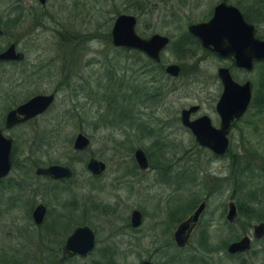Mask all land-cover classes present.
I'll return each mask as SVG.
<instances>
[{"label":"rangeland","instance_id":"1","mask_svg":"<svg viewBox=\"0 0 264 264\" xmlns=\"http://www.w3.org/2000/svg\"><path fill=\"white\" fill-rule=\"evenodd\" d=\"M216 2L47 0L41 11L32 0H0V25L4 31L0 48L18 35L11 20L16 13L22 14L21 29L27 28L21 33L24 35L22 46L32 66L48 59L52 79L57 77L55 68L62 69L70 63L65 66L70 70V90L58 86L60 76L56 82L58 96L47 115L40 121L9 131L16 163L10 178L29 181L36 187L44 186L46 181L34 176V166L64 164L73 171L72 181L61 187L71 194L60 193L54 198L38 193L21 198L13 210L8 209L2 197L0 264H29L31 256L38 254V246L61 244L69 232L62 236L50 235L48 239L44 234L50 213L53 216L60 213L58 204L71 201L73 194L81 205L77 211L69 213L71 217L76 216L75 223L96 231L97 257L93 259L97 261L112 255V264H137L144 258H149L153 264H264V237L251 241L249 252L240 257L224 252L228 243L251 235L252 226L264 224V106L259 108L256 101L251 103L247 113L227 135L229 151L223 158H214L201 149L178 121L180 109L199 105L200 113L207 115L213 126L218 123L213 110L220 92L215 70L228 67L229 63L196 45L184 43L187 22L208 17ZM120 14L135 18V32L140 37L151 34L170 37L161 60L180 67L177 78L167 81L163 74H140L137 72L139 56L125 55L123 50L112 48L110 27L112 19ZM261 16H255L260 37L264 36V8ZM38 25L42 28H36ZM3 69L6 73L1 75L3 71L0 72V93H7L12 70ZM232 77L238 83L250 81L252 97L257 95L256 68L248 73L234 71ZM76 78L89 81L74 84ZM138 89L144 91L146 97L157 94L136 107L140 128L135 130L125 117L128 109L125 104L128 95ZM6 106L0 98V113ZM77 133L90 141L87 150L80 154L71 150ZM135 148L146 154L149 163L148 170L142 174L133 170L138 173L133 178L136 182L123 176L127 164L133 163L131 152ZM88 157L106 165L104 175L95 183L97 190H91L94 181L84 170ZM156 165L162 166L157 176ZM101 186L104 188L100 189ZM175 197L180 204L174 207L172 217L168 210ZM155 201L160 210H151ZM200 201L205 202V209L187 246L181 250L161 247L169 242L175 225ZM38 202L48 204L47 215L44 223L35 228L23 207ZM228 202L237 207L236 222L231 224L224 220ZM141 204L147 206L144 211L147 216L140 229L131 232L127 229L128 215ZM207 244L214 252L206 250Z\"/></svg>","mask_w":264,"mask_h":264},{"label":"water","instance_id":"2","mask_svg":"<svg viewBox=\"0 0 264 264\" xmlns=\"http://www.w3.org/2000/svg\"><path fill=\"white\" fill-rule=\"evenodd\" d=\"M40 4L44 0H37ZM217 4L212 11L209 20L203 23L190 24L187 31L196 38L200 46L218 57L229 59L238 69L250 72L254 62H264V40L253 36V28L246 24L239 12L223 1ZM135 18L130 15H119L115 18L110 29V44L115 48H126L142 52L154 61L158 60L159 52L169 43L165 36L153 34L143 39L135 31ZM1 34V31H0ZM12 46L0 53V61L16 59ZM165 72L176 76L178 68L174 65L166 67ZM216 75L222 86L221 95L216 102L215 112L219 119L217 128L211 126L209 119L205 116L189 120L188 115L195 111L196 107H189L180 112V123L187 128L195 143L202 149L209 151L215 156H223L228 150V132L232 125L245 112L250 102L251 84L244 81L242 84L234 82L227 68H218ZM52 95L36 96L16 109L9 111L5 117V128L24 122L45 110L52 102ZM88 139L82 133H77L73 138L71 147L82 151L88 147ZM10 140L0 135V178L4 177L10 168L9 162ZM134 160L140 169L147 166L145 155L141 150L134 152ZM85 169L93 176H98L104 169L102 162L89 159ZM37 175L48 176L54 180L69 178L70 170L65 166L50 165L46 168H37ZM204 203H200L194 212L181 222L173 233L176 246L183 247L189 238V234L195 227L197 219L203 211ZM42 205L36 206L32 213L34 224H39L43 216ZM139 215L137 212L131 214V225H138ZM236 218V210L233 202L226 205L225 221L233 223ZM252 238L259 239L264 235V224L258 223L252 227ZM251 238L242 236L228 243L225 253L233 256L249 250ZM94 237L87 227H80L65 239L62 257L52 264H61L63 260L71 255L84 257L93 249ZM141 264H149L143 262Z\"/></svg>","mask_w":264,"mask_h":264},{"label":"flooded vegetation","instance_id":"3","mask_svg":"<svg viewBox=\"0 0 264 264\" xmlns=\"http://www.w3.org/2000/svg\"><path fill=\"white\" fill-rule=\"evenodd\" d=\"M32 1H33V3L35 5L38 6V8L42 9L41 11H43L45 9L47 0H44L43 4H40L37 0H32ZM220 2H221L220 0H217L216 4L211 8V13L208 15V17H205V19H203L201 21L199 20V21H196V22H187V24H186V33H185V36H184V40H185L184 43L186 45H188V43L192 44V45H196L199 49H202L204 52H206L208 54H211L214 57H216V56L213 55L212 53H210L209 51L203 49L200 46L198 40L196 38H194L191 34L188 33L187 27L190 24L203 23V22H206L207 20H209L211 15H212L213 8L217 4H219ZM223 2L225 4H227V5L233 6L239 12V14L241 15L243 21L253 28V36H254V38H257L259 40H264V36L260 37L259 34H258V27H257L256 20H255V16L262 17L261 16V10L264 8V0H241L240 2L238 0H237V2H233L232 0H224ZM20 15L23 16L22 14H20ZM20 15L16 13L15 16L11 20V23L13 24V30L16 31V34H18V35L14 36V38L12 40L6 42L4 44V46L0 48V53H1V52L5 51L7 48H9L10 46H12L13 51H14V55L18 56L14 60L0 61V72L3 71V74H1V75H4L6 73V71L4 69L1 70L2 67H10V71L12 70L11 73H10V82L11 83H9L7 85L9 90L7 91V93L5 91H4L5 93L4 92L0 93V98L2 100H4V102L7 104L5 110L2 113H0V124H2V126H0V135H2L4 138L10 140V151H9L10 168L7 171L6 175L4 177L0 178V200L2 199L3 196L5 197L4 198V202L6 204H8V209L9 210L15 209L17 204L20 202L21 198H24V197H29L30 198V196L38 195V193L46 194V195L50 194V196L54 197V198L59 197L60 193L71 194V192L69 190H66L65 192L62 191L61 187H62V184H67V183L71 182L72 178H73V171L71 170L70 166L69 165H64V164H48L46 166H34L33 174H34V176L43 178L46 181V182H44V183H46L44 186L41 185V186L34 187V185L30 184L29 181H21V180H15L13 178H10L11 177V173L13 172V169L16 167V163H15V161L13 159V151L15 149L14 141H13V139L11 137L12 134H10L9 131H11L13 128H15L17 126H22V125H26V124H29V123H33L35 121H40L41 119H43L47 115V113L51 109L55 99L58 96V87L56 85V82H57V79L60 76H61V79H58V81H59L58 86L59 87H63V88H67V90H70V88H69L70 87V85H69L70 78L68 79L70 70H69L68 67H65L66 65L70 64L69 62L66 63L65 66L62 69H60V67H58V69L55 68L54 71H56V76L57 77L51 79L50 78V68L47 67V65L49 63L48 59L45 58V59H43V61L41 63H36L33 66L28 61L26 51H25V49L22 46V42H23V38H24L23 36L24 35L21 34L22 32L24 33V31L27 28L25 30L21 29L23 26L21 25L22 18H21ZM120 15H125V14H120ZM117 16H119V15H117ZM115 18L112 19V24H113ZM112 24H111V26H112ZM135 26H136V20H135ZM135 26H134V31H135ZM36 28H42V27L38 25V26H36ZM110 29H111V27H110ZM0 31H1V34H0V38H1L4 35V33H3L4 31L2 30L1 25H0ZM151 35H153V34H151ZM151 35L145 36V37H141V38L146 39V38L150 37ZM157 35H159V34H157ZM161 36L167 37L168 40H169V43L159 52L157 61H154L153 59L148 58L142 52L129 50V49H126V48H115L111 44L110 45L114 49L123 50L125 55H129L130 53H133V54L139 56L140 64H139V66H137V72H139L140 74H144L145 75L147 72H149V73L153 72V73L161 74V75L163 74V78L165 80H167V81H170V80H173V79L177 78V75L180 72V67L178 65H176V64H173V63H167V64L162 63V60H161L162 53L167 48V46H169L170 37L168 35H161ZM109 38H110V35H109ZM73 45H77V43H74ZM186 50L188 51L189 49H186ZM43 54L44 53H42V55ZM216 58L219 59L218 57H216ZM219 60L228 61V63H229L228 67H223V68H227L228 69L230 77H231V79L234 82H236L233 79V77H232V74L234 73V71H240V72L248 73V72H246V71H244L242 69L236 68L231 63V61L229 59H219ZM170 65H174V66H176L178 68V73H177L176 76H171V75H169V74H167L165 72L166 67H168ZM254 67H255V63H253L252 70L255 69ZM218 68H221V67H218ZM218 68H216V70ZM216 70H215V74H216ZM76 76H77V74H76ZM216 78H217V80L219 82V86H220V92H219V95H218L217 100H216V102H217L219 97H220V95H221V92H222V86L220 84V81H219L217 75H216ZM53 81L55 82V84H53ZM87 81H89V80L87 79V80L84 81L83 79L80 80L79 78H76V81H73V83L82 85V84H85ZM236 83H238V82H236ZM242 83H238V84H242ZM250 84H251V82H250ZM251 90H252V84H251V89H250V102H249V105H248L247 109L245 110V112L232 125V127L230 128V130L228 132V135L230 134V132L234 128V126L243 118V116L249 110V108L251 106V102H252V92H251ZM19 91L21 93H18ZM169 91H170V89H169ZM155 94H157V93H154L151 97L149 95L146 97L144 91H140V89H138L134 93L128 95V101H126V104H125L126 107H128V109H126L127 110V112H126L127 114L125 115V117L130 122V125L131 124L133 125L135 130H138L140 128V125L138 124L139 123L138 120H139L140 114L136 110V107L140 106L141 104H143L144 101H146L147 99L155 97L156 96ZM48 95H52L53 98H52L51 104L45 110H43L41 113L35 115L34 117H32V118H30V119H28V120H26L24 122H21L19 124H16V125L8 127V128H5V117H6V114L9 111L16 109L18 106L22 105L23 103L27 102L28 100L32 99L33 97H36V96H48ZM216 102L214 103V107H213L214 113H215V115L217 117V121H218L216 127L212 125L211 119L207 115H205L203 113H200V106L199 105H190L187 108L180 109V111L178 113V121H179L180 126L188 131V129L183 127L181 125V123H180V112L182 110L188 109L189 107H196L195 111L191 112L188 115V119L191 121V120L197 119L199 117L205 116V117H207L209 119V122H210L211 126H213L214 128H217L218 124H219V119H218V116H217V114L215 112ZM72 141H73V139H72ZM88 141H89V139H88ZM89 144H90V141L88 143V147H89ZM87 148H85L82 151H77V150L72 149V147H71V150H72V152L74 154H80L82 152H85L87 150ZM136 150H141V149L140 148L133 149V151L131 152L132 153V162L133 163L131 165L127 164V166L124 168V175L123 176H125V178H127V179L130 178L129 180H131V181L134 180L133 178H136V175H138V173L142 174L145 171H147L148 168H149V163H148L147 156L142 150L141 151L145 155L147 166L144 169H140L138 167V165L136 164V162L134 160V152ZM207 152H209V151H207ZM210 155H212V157H214V158H223L225 156V154L223 156H215V155H213L211 153H210ZM89 159H95L97 161H100V160H98V159H96L94 157H88L86 159V161H85V164H84V170L86 171V173L94 181V184H92L90 186V188H91V190H95V189L97 190L98 188L95 187L96 186L95 183L97 181H99V179L104 175V173L106 171V165H105V163L100 161V162L103 163L104 169L102 170L100 175L93 176L91 173H89L85 169L86 163L88 162ZM50 165H59V166L67 167L70 170V172H71V176L69 178L54 180V179H52V178H50L48 176L37 175L35 173V170L37 168H46V167H48ZM161 168H162L161 165H156L155 166L156 176L161 172ZM134 169H136L138 173H133ZM167 169H168V167H167ZM172 181H173V179L171 181H169L170 186L173 184ZM128 182H127V184L131 183V182L130 183H128ZM47 184H49V186H47ZM99 188L103 189L104 186H101ZM73 196L74 197L71 199V201L68 200V201H65L63 203L58 204L59 209L61 211L60 213H58V214L55 213L54 216H53L52 213H50L51 215H50L49 221L47 222L46 233L44 234L45 235L44 237L48 239V237L50 235L62 236V235H65V234H67L69 232L67 234V236L65 237V239H66L73 232L74 229L80 228V227H87L92 232L93 237H94L93 249L90 252H88L84 257H80V256H77V255H71V256L67 257L65 260H63L61 264H112V255H111V257H110V255H105L102 258V260H100V261H97V259L96 260L93 259V257H97L96 251H95V248H96V243H95L96 231L94 229H91L87 225H81L80 223H75V220H73V219H75L76 216H72L71 217V213H69V212L74 210L73 211V213H74L75 211H77L78 208H80V205H81L80 199L75 198L76 196L74 194H73ZM185 201L186 200H184V203H185V206H186L187 202H185ZM91 202H92V200L90 199V203H89L90 206H91ZM202 202L204 203V208H203V211H204L205 202L204 201H200L196 205V207L188 214V216L185 219L181 220L180 222H178L175 225L173 231L170 233L169 242L167 244H165V245H161V247L162 246L163 247H165V246L169 247L170 246V247H172V248H174L176 250L177 249L181 250V249H184L187 246V243L189 241L191 233L193 232L194 228L196 227V225H197V223H198L203 211L199 215V217L197 219V222H196V225L192 229V231L190 232L189 238L187 240V243L183 247L176 246V244L174 243V240H173V233L176 230L177 226L181 222L185 221L194 212V210L197 208V206L200 203H202ZM176 204H177V198L175 197L173 202L171 203V206H170L169 210H168L169 215H171L172 217L174 216V213H175L173 211V209L176 206ZM178 204H180V203H178ZM38 205H42V207L44 209L43 210V216H42L41 222L39 224H34L33 219H32V213H33L34 209L36 208V206H38ZM146 205H147V203H146ZM47 206H48V204H46L44 202H38V203H35L33 206L32 205H30V206L25 205L23 207L26 215L27 216L29 215L31 223H32V225L35 228L40 227L44 223L45 217L47 215ZM185 206H184L183 209H181V212H180L181 214L184 211ZM146 207L147 206L141 204L140 207L139 206L137 207L138 209H132L130 211V213L128 215V221H127V229L129 231L135 232V231H138L140 229V227L142 225L143 218L145 219V216H147V214L144 213V211L146 212V210H145ZM157 208L160 210L159 204L157 203V201H155V203L152 206L151 210H155ZM235 210H236V215H237V207H236V205H235ZM78 211H79V213H76V214H78L77 217L80 216V209ZM133 212H137L138 215H139L138 225L135 226V227H133L131 225V221H130L131 214ZM181 214H180V216H181ZM0 217H1V215H0ZM224 218H225V216H224ZM176 221H177V219H176ZM56 230H60V231L56 232ZM251 232H252V229H251ZM243 236H248L249 238H251V241H259V240H261L264 237V235H263L259 239H253L252 238V234L251 235H243ZM65 239H64V241L61 244H52V245L43 244V245L38 246L39 249H37V251H36V253H38V254H36L35 256H31V260L29 261V264H52L53 262L58 261L62 257V251H63V248H64ZM250 247H251V244H250ZM249 250H250V248H249ZM249 250H247L244 253H239V254L233 255V257H240V256L248 253ZM224 252H225V249H224ZM108 257H110V258H108ZM143 262H148L149 264H153V262L149 258L141 259L140 261H138L137 264H141Z\"/></svg>","mask_w":264,"mask_h":264},{"label":"trees","instance_id":"4","mask_svg":"<svg viewBox=\"0 0 264 264\" xmlns=\"http://www.w3.org/2000/svg\"><path fill=\"white\" fill-rule=\"evenodd\" d=\"M254 63H255V67L254 68L257 69V80H258V82H257L258 90L257 91H258V93H257L256 96L252 97V102L251 103L256 101V105L257 106L259 105V108H260L261 106H264V62H254ZM228 151L229 150H227L225 155L228 153ZM238 212H239V207H238ZM253 216H256V214L253 215ZM233 222H236V218H235V220ZM224 245H225V243L223 244V247H224ZM205 246H208V247H206L207 251L209 250L211 252H214V250H210L211 246H209V244H207ZM215 251H216V249H215Z\"/></svg>","mask_w":264,"mask_h":264}]
</instances>
